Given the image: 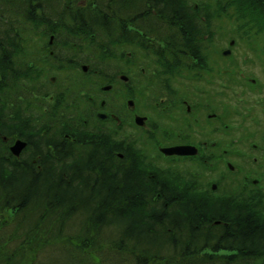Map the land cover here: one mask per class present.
I'll return each mask as SVG.
<instances>
[{
    "label": "trees",
    "instance_id": "obj_1",
    "mask_svg": "<svg viewBox=\"0 0 264 264\" xmlns=\"http://www.w3.org/2000/svg\"><path fill=\"white\" fill-rule=\"evenodd\" d=\"M114 1L89 0L87 4L110 5ZM127 1L117 0L115 4L127 5ZM143 1H130L136 6L137 28L147 37L144 40L136 34L134 45L128 38L126 12L119 17L106 10L72 11L70 17L61 19H49L43 13L38 20L32 18L33 13L22 12L17 19L29 23L16 26V13L8 8L12 22L6 25L4 36L19 41L11 44L16 47L12 56L16 70H4L0 77V264H30L63 247L70 249L61 251L75 264H93L89 255H97L102 249L121 253L127 264H264L263 194L254 190L243 195L239 189L215 194L212 188L210 193L200 180L201 173H191L192 177L185 179L173 168L159 167L148 159L147 150L150 152L156 136L147 140L148 145L142 143L144 146L138 144L140 140L122 141L121 130L108 127L109 123L94 116L92 119L88 111L84 118L87 124L81 118L78 121L84 129L76 132L74 142L64 136L74 133L75 114L55 116L39 98L38 111L45 118L37 126L33 122V95L47 97L41 86L50 83V76H57L63 84L64 75L70 76L68 85H85L86 96H94L101 87L116 84L119 75L129 73L133 65L137 68L143 55L147 61L152 57L156 64L152 65L158 70L154 84L159 86L163 78L169 93L177 94L181 93L175 88L179 70L224 68L219 66L221 59L226 62L229 58L218 53L231 30L246 29L249 35L264 32V0H146L150 17L166 24L165 32L155 37L159 41H152L148 36L163 28L139 25L145 20L138 9ZM76 2L71 0V5ZM44 21H49L48 25ZM225 21L234 24L226 25L225 30L216 25ZM50 34H55L58 46L53 55L39 48L35 56L34 50L25 47L33 37L48 45ZM231 37L241 39L242 35L234 32ZM68 41L70 56L63 59ZM241 44L237 42V47ZM78 45L90 53L82 60L75 56L74 47ZM125 46H133L132 56L124 57ZM185 52L198 58L194 65L186 66L191 60ZM230 62V68L235 69L243 64L235 54ZM81 64L88 65L89 71L77 79ZM226 97L231 105L236 104L231 91ZM61 106L65 104L55 109ZM13 108L16 113L9 117L7 113ZM91 122L93 129L89 127ZM15 132L29 144L20 158L12 154L3 139L7 136L14 141ZM116 153H123V160ZM235 174L230 172L232 182L237 181ZM209 180L218 187L223 184L222 180ZM76 218L81 222L73 232L70 227ZM214 220L228 225L219 230L212 225ZM108 231L119 234L118 244L112 238L107 240ZM206 244L244 245L245 261L242 253L223 256L210 252L217 256H202L200 246ZM176 246L182 251H176ZM166 247L174 250L169 249L173 254L167 257L162 251Z\"/></svg>",
    "mask_w": 264,
    "mask_h": 264
},
{
    "label": "flooded vegetation",
    "instance_id": "obj_2",
    "mask_svg": "<svg viewBox=\"0 0 264 264\" xmlns=\"http://www.w3.org/2000/svg\"><path fill=\"white\" fill-rule=\"evenodd\" d=\"M116 2L117 0L110 5H83L81 3L71 5V0H61L59 2L57 0H0V60L2 64L0 65V77L4 75V70H16L17 68L15 60L12 59L16 47H13L11 44L18 42L19 39L13 37L6 38L4 36L6 34V25L12 22L9 20L7 14L8 8H11L16 13L13 16L16 19V26H27L29 23L28 21L20 22L17 19L21 17L20 14L22 12L23 15L33 13L34 16L32 18L36 20L43 16V13L49 19L50 17L61 19L70 17V12L72 11L84 12L93 10L101 13L106 10L115 14L126 12L128 19L125 22L127 23L130 43L134 45L136 34L146 40L145 32L140 31L136 25L134 11L136 6L134 3H130V0L127 1V5L115 4ZM150 9L151 7L148 5L146 6V11H142L144 14L141 16H145V20L140 21V23L138 21L139 25L146 26L150 24L149 20L147 21ZM46 13L50 15L47 16ZM120 21L124 22L123 20ZM48 22L44 21L45 25H48ZM152 24L157 25V23ZM50 25H52L51 22ZM205 39L209 40L208 37H205ZM27 42L25 47H29L31 51L34 50L35 56H37L39 48H46L53 55L56 47H58L55 42V34H50L48 37V45L41 43L37 37H33ZM66 43L67 47L63 49L62 53L64 55L63 59H69L70 56L71 42L68 41ZM80 43L81 45L83 44V42ZM157 43L160 44L159 42ZM74 44L77 45V43ZM131 47L133 48V46ZM74 49L78 60H82L87 54H90L82 50L80 45L74 47ZM184 54V56L190 57L187 60H191L190 64H186V66H192L197 62L195 60L198 58L195 57L194 53L185 52ZM127 55L132 56V53H128ZM72 58L74 57L72 56ZM242 63L241 68L238 69L219 67L218 69L212 68L213 70H179V74H177L175 79V88L180 90L181 93L177 94L169 93L167 85H165L167 80L161 76L162 84H159V86L155 85L153 79L158 75V70H152L149 67L148 70L147 68H140L142 64L140 63L137 68L133 65L131 70L137 77L142 76V78L138 77L136 81L133 80L131 85L126 86L123 96L121 93L117 99L114 98L112 100H108L105 97L107 92H113L112 90L117 86V83L106 85L112 86L108 91L103 89L106 87L104 86L101 87V90H97L94 96L87 97L85 85H68L70 76L68 77L67 75H64L63 80H65V83L63 84L59 82L57 76L53 75L50 76V83L48 85L41 86L48 93L47 97H39L38 93L33 95L35 106L33 107V114H31L33 115L32 119L33 122L37 123V126L40 120L45 118L40 116V112L38 111V99L41 98V103L49 108V111L54 113L55 116L69 115L75 117L76 115L78 117L72 120L75 127L74 133L64 136V139H69L72 142L77 140L75 138L76 132L84 129L81 122H78L79 119L81 118L82 122L87 124V120L84 119L87 116V111L90 112L92 119L94 116L101 121L109 123L108 127L114 126L116 131L121 130L123 133L122 141H125V139L128 141L140 140L138 141L139 145H143L142 143L148 145L147 140H150V133L153 131V128L157 129L156 133L153 134V137L156 136V138L160 136L163 139H167L175 135L178 139L177 142L159 147V152L161 148L176 146L196 147L198 151L193 156L170 157L164 156L160 152L166 160L176 162V170L181 164H189L194 161V165H197L198 168H203L208 173L209 178L212 179H225L228 182L232 179L230 172H236L237 175L240 173L243 184L242 187L239 186V190L242 191L243 195H246L247 191H250L249 182L253 186H258L260 181L264 180V45L258 47L255 58H248V56L244 55ZM222 64L219 66H224ZM153 65L155 66L156 64L154 63ZM229 66L231 67V63ZM252 66L256 68H252ZM88 71L89 66L81 64L76 70L77 79L81 77L82 73L87 74ZM199 73L203 74L200 75ZM232 74H234L233 77H231ZM122 77L123 75H119V80L124 82L122 81ZM127 83H130L129 80L124 82V84ZM232 89L239 91V102L238 104H234L237 106L234 108L231 107L226 97V94ZM159 96L161 98L158 101ZM143 102L145 103L144 105H142ZM58 104H65V106L55 109V106ZM1 113L3 116V108L1 109ZM15 113L16 110L13 108L7 114L9 117H13ZM137 118L143 120H139L138 122ZM155 118L165 119L166 124L171 127L169 129H160V122ZM92 124L93 122L89 124L90 129L94 128ZM174 126H176L175 129H173ZM96 132H99V130ZM238 132L239 137L236 138L235 135ZM14 137L15 139L12 142H10L7 136L3 137L4 142L9 143L8 148L10 151L17 141L26 142V148L28 147L27 139L21 138L20 133L15 132ZM26 148L21 152L19 158L23 155ZM34 150L37 151L38 147H34ZM116 155L123 160V153H116ZM147 155L150 160L151 156L148 150ZM234 160H237V166L231 163ZM185 166L188 167L187 165ZM221 168H224L225 171H220ZM177 171L181 175L184 173L188 179L189 172L187 173L181 169ZM226 171L228 175H226ZM238 178L240 180L239 175ZM159 197L160 195H158V199ZM212 225L221 230L228 223H223L222 220H214ZM195 248H197V245H195ZM200 249L217 253H242L243 261H245L246 248L244 245L237 247L225 244H206L200 246ZM176 251H182L180 246H176Z\"/></svg>",
    "mask_w": 264,
    "mask_h": 264
},
{
    "label": "rangeland",
    "instance_id": "obj_3",
    "mask_svg": "<svg viewBox=\"0 0 264 264\" xmlns=\"http://www.w3.org/2000/svg\"><path fill=\"white\" fill-rule=\"evenodd\" d=\"M57 1L59 2L61 0H57ZM130 1L132 2V0H130ZM88 2H89V0H77V2L75 4L77 5V4L81 3V4L84 5V4L88 3ZM134 2H135V0H134ZM146 4H147L146 3V0H144L141 4L140 3L138 4V5H140L138 7V9H139L140 12L143 11V10L146 11V6H147ZM134 11H135V9H134ZM143 14L144 13H142V15ZM118 16L120 17V13H118ZM147 21L150 22V24H147V27L148 26H152V23H157V25H159V28H163V29H160V32L158 34L156 33V35H159L160 33L165 32V30H166L165 29L166 28V24L163 23V21L161 19H155L154 17L151 18L150 15H149V19H147ZM112 22L113 21H111V23ZM153 25H155V24H153ZM216 25H218L220 27H223L221 29H224L225 30L226 29L225 26L228 25V23L226 21L224 23L223 22H218V23H216ZM245 30L234 29L233 32L231 30V33L232 34H230L229 37H228V35H226L225 37L228 38V39L226 38L227 41H229L230 39H234L236 42H242V44H241L240 47H237L236 49L235 48H232V49H235V52H236L235 53V56L236 57H239V58L243 59L244 55H246V56H248V58H255V54L258 52V47L261 46V45H264V32L261 31L260 34L249 35L248 32L245 31ZM234 32L237 33V35L239 37H240V34H241L242 35V37H240L241 39H236L235 37H231ZM149 37L151 39H153L154 33L152 35H149ZM227 41H225V42H227ZM255 46H257V47L255 48ZM227 48H229V45L227 43H224L223 47L220 49V51L218 53V56H221V53H222L223 49H227ZM132 52H133V49H132L131 46L130 47L129 46L128 47L125 46L124 48H122V54H124V57H125L126 54L132 53ZM150 59H151L150 61L149 60L147 61L144 58L143 55H141L140 58H139L140 62L141 63H144V65H142V67L145 66V64H147V65L150 64V66L149 65L148 66L153 70L154 69L152 67V63H153L152 61H153V59H152V57ZM216 59L218 61H220V58H217L216 57ZM231 59L232 58H229V59L226 60V62L224 61V63H223L224 68H230V66H229L230 63H228L227 61H230ZM221 61L223 62V59H221ZM122 63H124V62H122ZM118 64H120V63H118ZM147 65H146V67H147ZM252 68H256V67L255 66H252ZM127 76L130 77V80H129L130 83L127 86L131 85L132 84L131 82L133 80L136 81V79H138V77H139V76L137 77L135 75V73L133 74V80H132V78H131V76L129 74H127ZM119 85H121L120 88H119ZM125 88H126V85L124 83H122L119 80V78H118L117 86H115L113 88V90H112L113 92L107 93V95H106L105 98H107L108 100H112L114 98L117 99L118 98V95H121V93H122V96H123V92L125 91ZM119 90H120V92H119ZM238 94H239V91L233 92V95L236 96V97H238L237 104L239 102V95ZM160 98H161V96H159L157 100L159 101ZM144 104L145 103L143 102L142 105H144ZM155 119H157L160 122L159 123L160 129H163V128L169 129L171 127L170 125L166 124V120L165 119H160V118H155ZM175 128H176V126L173 127V129H175ZM156 130L157 129L153 128V131H151L150 135L152 136L154 133H156L155 132ZM235 136H236V138H238L239 137V132L236 133ZM177 140H178L177 139V136H175V135L174 136H171L170 138H167V139H163V138H161L159 136L158 139L156 140V142L154 143V145L150 146V152H149V154L151 156L152 162L154 164H156L157 166L162 167V168L163 167L164 168H170L171 170L174 169L176 172H178L177 170H180L181 169V170H185L187 173L189 172L190 175H191V173L193 174L194 172L195 173H198V172L201 173L204 178L203 177H200V180L204 184H207L206 189L209 190L208 192L212 193L211 192V186H212L213 183L210 184L211 182H209V181H211V180H209L208 173H206V171L203 168H201V167L198 168L197 165H194V161L193 162H190L189 164H184L183 163L176 170V168H175L176 162L166 160L165 158L162 157L161 153L158 150L159 147H161V146H167V145H170V144H174V143L177 142ZM231 163L232 164L234 163L233 165H236V166L238 164L237 163V160H234ZM185 165H187L188 167H186ZM220 171H225V169L224 168H221ZM190 175H189L188 179H190L192 177V176L190 177ZM226 175H228V172L227 171H226ZM235 175L236 176L234 177V179L237 180L236 182H232L231 180H229L227 182V181H225V179H222V181H223L222 186L221 187H218V189L215 190L216 192H214V193L215 194L216 193L217 194H221L223 192V190H225V189H227L230 192L239 191L238 190L239 189V186L242 187V184H243L242 181H241V174L240 173L238 174L239 177H240V180L237 177V173ZM182 176L185 177V179H187V176L184 173L182 174ZM215 180L216 181H219L218 179H215ZM249 190L250 191H254L255 190V192L261 193V194L264 195V180L260 181V184L258 186H253L252 183L249 182ZM250 191H247V193L250 192ZM263 201H264V198H263ZM80 222H81V219L80 218H78V219L76 218L75 221L72 223V227H70V229H73V232H77L78 229H79L78 227L80 225ZM114 230L117 232L116 229H114ZM11 233H12V230L9 231V235H11ZM108 233L109 234L106 235V236H109L107 238V240L110 241V239L112 238V239H114L115 243L118 244L119 243V240H120L119 234L116 233L114 235L115 232L112 233L111 231H108ZM17 243L19 244L20 243V240H18ZM10 248H14V246H11L10 245ZM56 248H58V247H56ZM169 249L172 250L171 247L170 248L166 247V248L162 249L163 254L165 255V257L170 256L171 254H173V252H171V254H170V250ZM61 250H70V249L68 247H63V248H61ZM61 250H59V248L58 249H55V250H52L51 251V254L49 252L48 254L46 253L43 257H40L38 260L33 259L32 263H30V264H75L72 261V259L69 258V255H66L64 253V251H61ZM210 252H212V251H210ZM210 252H209V250L204 251L202 253V256L207 255V254L210 255V256H213V257L217 256L214 253H210ZM221 254H223V256H227L229 253H221ZM41 259H42V261H41ZM88 260L91 261L93 264H127L126 263L127 262L126 261V258L125 259L122 258L121 257V253H119L117 251H113L111 249L110 250H103L102 249V250H100L98 252L97 255H89Z\"/></svg>",
    "mask_w": 264,
    "mask_h": 264
},
{
    "label": "water",
    "instance_id": "obj_4",
    "mask_svg": "<svg viewBox=\"0 0 264 264\" xmlns=\"http://www.w3.org/2000/svg\"><path fill=\"white\" fill-rule=\"evenodd\" d=\"M231 52L230 50L225 51L224 55H229ZM124 80H127L126 77H123ZM111 86L105 87L104 90H110ZM104 117V116H103ZM138 122L139 120H143L141 118H137ZM27 143L23 141H17L15 145L11 148L12 153L14 156L19 157L21 152L26 148ZM162 153H164L166 156H193L198 153L196 147L191 146H176V147H168V148H161L160 149ZM216 186L213 188L215 189Z\"/></svg>",
    "mask_w": 264,
    "mask_h": 264
}]
</instances>
